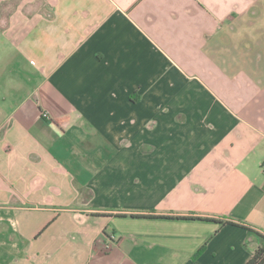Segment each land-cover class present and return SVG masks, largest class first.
<instances>
[{
	"label": "crops",
	"instance_id": "0c3cea01",
	"mask_svg": "<svg viewBox=\"0 0 264 264\" xmlns=\"http://www.w3.org/2000/svg\"><path fill=\"white\" fill-rule=\"evenodd\" d=\"M247 229L264 0H0V264H244Z\"/></svg>",
	"mask_w": 264,
	"mask_h": 264
},
{
	"label": "trees",
	"instance_id": "16d2710c",
	"mask_svg": "<svg viewBox=\"0 0 264 264\" xmlns=\"http://www.w3.org/2000/svg\"><path fill=\"white\" fill-rule=\"evenodd\" d=\"M181 219H193L195 217H179ZM198 219H201V217H196ZM202 220H209L216 222L220 225L228 223L227 221H222L214 218H202ZM250 233H255L260 238V244L259 246L254 250L250 258L244 263V264H263L264 263V236L260 235L259 233H256L255 231L251 229H247Z\"/></svg>",
	"mask_w": 264,
	"mask_h": 264
}]
</instances>
